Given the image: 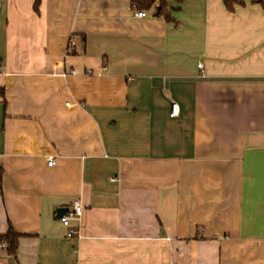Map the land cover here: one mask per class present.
Returning a JSON list of instances; mask_svg holds the SVG:
<instances>
[{"label": "crops", "instance_id": "1", "mask_svg": "<svg viewBox=\"0 0 264 264\" xmlns=\"http://www.w3.org/2000/svg\"><path fill=\"white\" fill-rule=\"evenodd\" d=\"M171 7L0 0V264H264V9Z\"/></svg>", "mask_w": 264, "mask_h": 264}, {"label": "trees", "instance_id": "2", "mask_svg": "<svg viewBox=\"0 0 264 264\" xmlns=\"http://www.w3.org/2000/svg\"><path fill=\"white\" fill-rule=\"evenodd\" d=\"M177 6H180L185 0H172ZM252 3L260 4L264 9V0H250ZM227 10L234 11L238 5L244 6L246 0H223ZM132 5L138 10H153L157 15L164 16L168 20H172L170 8V0H132ZM177 8V7H176ZM19 235L12 227L5 234L0 235V244L7 243V251L15 253L18 246Z\"/></svg>", "mask_w": 264, "mask_h": 264}, {"label": "built area", "instance_id": "3", "mask_svg": "<svg viewBox=\"0 0 264 264\" xmlns=\"http://www.w3.org/2000/svg\"><path fill=\"white\" fill-rule=\"evenodd\" d=\"M147 15H148V13L145 10H140L136 13L137 17H146ZM198 67L203 68V64L199 63ZM71 72L75 73L76 70H72ZM178 114H179V105L177 102H173L170 115L172 117H175ZM54 162H55L54 158H50L48 161L49 165H52ZM67 208H68V210L61 216L60 221L64 226H66L68 228L67 235L68 236H75L78 233V231L75 227L71 226V219L73 217H81L84 213V206H83L81 200L76 198L71 202L70 206ZM1 246L3 248H6L7 243L3 242V243H1Z\"/></svg>", "mask_w": 264, "mask_h": 264}, {"label": "water", "instance_id": "4", "mask_svg": "<svg viewBox=\"0 0 264 264\" xmlns=\"http://www.w3.org/2000/svg\"><path fill=\"white\" fill-rule=\"evenodd\" d=\"M68 210L67 207H62L57 210L58 216L61 218V216Z\"/></svg>", "mask_w": 264, "mask_h": 264}]
</instances>
